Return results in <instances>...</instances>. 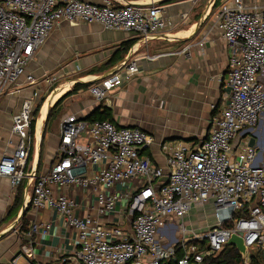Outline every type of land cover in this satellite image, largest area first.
<instances>
[{"label":"built area","instance_id":"2783aa9c","mask_svg":"<svg viewBox=\"0 0 264 264\" xmlns=\"http://www.w3.org/2000/svg\"><path fill=\"white\" fill-rule=\"evenodd\" d=\"M103 2L0 0V97L16 93L23 77L50 88L45 102L61 88L62 75L38 81L29 65L63 22L97 23L143 40L173 26L164 8L154 2ZM213 10L210 25L229 47L221 108L212 117L204 142H160L166 172L145 154L155 144L153 135L140 127H118L108 119L90 121L72 114L61 125L58 161L39 175L35 168H26L40 91L34 90L12 117L18 140L15 150L0 159V177L8 178L15 192L27 179L29 203L38 209H56L77 230L80 248L73 260L62 257V264H165L176 256L178 243L183 247L178 264H202L206 255L220 252L232 235L244 240L246 264L254 250L264 251V4L224 0ZM205 39L197 45L204 46ZM135 53L132 48L126 62L88 87L97 101L140 71ZM174 54L189 57L191 46ZM126 183H132L129 191L102 192L99 201L101 211L110 212L126 198L133 216L131 231L106 228L92 216L78 217L75 198L56 193L57 187L70 185L113 189ZM207 203H213L214 225L204 233L188 229L185 217L194 206ZM41 227L47 232L50 225H35L33 230Z\"/></svg>","mask_w":264,"mask_h":264},{"label":"crops","instance_id":"0c3cea01","mask_svg":"<svg viewBox=\"0 0 264 264\" xmlns=\"http://www.w3.org/2000/svg\"><path fill=\"white\" fill-rule=\"evenodd\" d=\"M84 1L98 5L104 3L103 0ZM119 1L154 2L164 8L173 26L168 32L149 40L133 37L126 31L105 29L97 23L63 22L56 26L29 65V71L38 81L51 74L62 77L58 81L61 88L41 107L39 118L46 108L41 130L38 119L34 135L31 133L27 170L35 168L42 175L58 161L61 125L72 114L88 120L106 110L116 126L140 127L153 135L155 144L145 154L165 172L167 166L159 146L161 141L202 143L208 138L212 117L221 108L222 77L229 63L228 43L220 31L210 23H201L206 18L204 15H210L213 9L214 5L209 6L212 0L207 3L204 0ZM215 1L214 7L218 8L224 0ZM204 37V46L197 45ZM188 45L191 46L189 57L174 54ZM132 48L136 50L134 55L138 57L140 71L132 80L111 91L106 99L97 101L87 87L73 91L75 83L91 85L120 67L127 61ZM19 83L16 93L0 97V159L16 148L18 139L13 133L12 117L19 112L23 101L31 97L34 90L40 91L37 106L50 91L46 86L27 82L25 77ZM65 83L68 87L62 88ZM67 92L69 94L64 96ZM51 108L53 113L49 116ZM24 181L23 204L14 211L12 207L17 192L12 189L8 178L0 177V264H13V259L20 253L16 264H62L64 256L73 260L80 248L77 230L56 209L29 206L31 187L27 179ZM131 184H119L113 189L101 185H70L57 187L56 193L75 198L78 217L92 216L106 228L131 231L133 216L126 198L118 201L110 212H102L99 201L100 193L127 192ZM25 214L28 225L32 226L30 231L20 229ZM191 216L185 221L188 229L197 233L208 231L209 227L193 228ZM214 223L211 222V226ZM39 224H49L50 228L47 232L42 227L34 231L33 227ZM25 248L27 252H24Z\"/></svg>","mask_w":264,"mask_h":264},{"label":"trees","instance_id":"16d2710c","mask_svg":"<svg viewBox=\"0 0 264 264\" xmlns=\"http://www.w3.org/2000/svg\"><path fill=\"white\" fill-rule=\"evenodd\" d=\"M88 86H90V84H82V83L77 82L73 86V91H75L76 89H79V88H83V87L88 88ZM69 92H67L64 96H67L69 94ZM63 97H61V99ZM45 99L46 98L43 97L40 100V102L37 104L36 109L33 113L34 119L32 121V125H31L32 135H34L36 122H37V119L40 115L39 113H40L41 107L43 106V104L45 102ZM61 99L59 101H57L53 107H55L61 101ZM52 113H53V110L51 108V110L49 112V116H51ZM109 115H110V113H107V111L105 110L103 113H98V115L96 113L94 115L95 117H93V116L89 117L88 120H90V121L107 120V119L110 120ZM27 167H28V164H27ZM27 169L28 168H26V170ZM24 191H25V181L22 182V184L20 185V187L16 193V197H15L14 204L12 207L14 211L19 210V208L23 204ZM29 206H31V203H29ZM31 228H32V226L30 227L28 225V221L26 219V214H25L22 217L20 229H22L24 231H30ZM194 242H196V241H194ZM204 247H205V243H202L200 250L202 251L204 249ZM182 248H183L182 244L178 243L176 245V251H177L176 256L173 257L170 261L166 262L165 264H178L177 260L182 256ZM202 264H246V263H245L244 259L242 258V255L236 246L225 245L220 252L213 253L211 255H206L204 257ZM249 264H264V251L263 250H254L251 254Z\"/></svg>","mask_w":264,"mask_h":264},{"label":"rangeland","instance_id":"374dc122","mask_svg":"<svg viewBox=\"0 0 264 264\" xmlns=\"http://www.w3.org/2000/svg\"><path fill=\"white\" fill-rule=\"evenodd\" d=\"M208 0H204V2H206ZM221 1V0H220ZM212 2V1H211ZM260 2L262 4H264V0H260ZM207 3V2H206ZM211 6V5H210ZM215 6V4H214ZM213 6V7H214ZM212 7V8H213ZM214 10L212 9L210 15L207 16V18L204 20L202 19V23H207L209 24L210 21H212L211 19L214 17ZM204 20V21H203ZM203 24H200V27L203 26ZM53 70V69H52ZM50 70V71H52ZM69 83V82H68ZM68 83H65V84H68ZM40 114V113H39ZM40 116V115H39ZM39 119V117H38ZM53 120H56V119H53ZM167 142H170L169 140ZM192 215L191 217V221H192V224H193V228L197 227V228H210L211 227V222H214L215 221V217H214V209H213V203L209 204V205H199V206H194L189 215L187 216H190ZM186 216V217H187ZM186 217H185V221H186ZM187 222V221H186Z\"/></svg>","mask_w":264,"mask_h":264},{"label":"water","instance_id":"95a60500","mask_svg":"<svg viewBox=\"0 0 264 264\" xmlns=\"http://www.w3.org/2000/svg\"><path fill=\"white\" fill-rule=\"evenodd\" d=\"M210 5H211V3H210ZM204 16H206V14ZM204 16H203V18H205ZM201 23H202V21H201ZM199 28L200 27H198L197 30H199ZM195 32H197V31H195ZM226 245L236 246L237 249L239 250V252L241 253L242 258L245 259L247 257V247L244 243L243 238L240 235H232V237L229 239V241L226 243Z\"/></svg>","mask_w":264,"mask_h":264},{"label":"bare ground","instance_id":"6f19581e","mask_svg":"<svg viewBox=\"0 0 264 264\" xmlns=\"http://www.w3.org/2000/svg\"><path fill=\"white\" fill-rule=\"evenodd\" d=\"M65 87H68V84H65V85L62 86V88H65ZM45 114H46V108L44 109V111H43L41 117L39 118V123H38V125H39V130H41V128H42L43 120H44Z\"/></svg>","mask_w":264,"mask_h":264}]
</instances>
